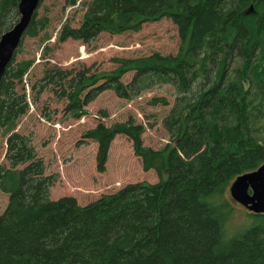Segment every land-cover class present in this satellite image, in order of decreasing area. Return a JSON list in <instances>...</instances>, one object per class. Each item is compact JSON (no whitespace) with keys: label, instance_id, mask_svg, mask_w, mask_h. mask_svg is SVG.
<instances>
[{"label":"trees","instance_id":"1","mask_svg":"<svg viewBox=\"0 0 264 264\" xmlns=\"http://www.w3.org/2000/svg\"><path fill=\"white\" fill-rule=\"evenodd\" d=\"M19 3L0 0V38L19 21ZM251 8L255 13L245 15ZM37 12L24 38L47 28ZM162 18L177 27L176 55L122 60L102 83L88 72L69 79L55 69L45 76L51 84L68 80L62 96L74 119L106 90L133 99L163 86L175 89L163 120L170 143L160 151L144 146V128L133 119L86 133L98 144L99 172L112 141L123 135L143 170L158 178L86 206L71 197L50 200L56 178L45 175L32 140L16 132L29 110L21 86L32 67L17 62L18 48L0 83V138L8 163L0 166V193L8 197L0 215V264H264V215L249 212L248 228L227 233L234 212L230 186L264 164V0H91L81 26L64 25L58 41L86 44L102 33L139 32ZM128 73L132 78L124 83ZM148 104L170 106L166 97Z\"/></svg>","mask_w":264,"mask_h":264},{"label":"rangeland","instance_id":"2","mask_svg":"<svg viewBox=\"0 0 264 264\" xmlns=\"http://www.w3.org/2000/svg\"><path fill=\"white\" fill-rule=\"evenodd\" d=\"M90 1L80 0L75 7H67L65 0H43L37 19H47L49 24L38 37L24 38L16 57L17 62H32L21 86L27 95L29 110L20 119L16 132L32 140L38 157L44 162L45 175L56 178L50 188V200L71 197L81 206L115 194L130 184L158 182L154 171L143 170L132 142L123 135H117L112 141L105 170L99 172L98 144L85 135L99 125L110 128L133 119L144 128V146L155 151L162 150L170 143L163 120L174 104L175 89L163 86L133 99H123L114 91L106 90L84 106L83 114L74 119L66 113L69 102L62 96L68 80L62 85L51 84L44 80L46 74L59 69L69 74L70 79L80 72H88L89 76L96 75L102 83L103 74L112 75L121 66L122 60H140L154 54L176 55L181 47L177 27L168 18L149 21L139 32L119 35L102 33L86 44L72 39L59 42L64 25L72 28L81 26ZM254 13V8H251L245 15ZM132 75L126 74L122 81L129 83ZM157 97H166L170 106H150L149 101ZM261 135L264 139V123ZM0 146V166L7 165L5 138H0ZM228 197L234 212L227 233L233 236L248 228L251 219L249 211L233 201L229 192ZM7 204V195L0 193V215Z\"/></svg>","mask_w":264,"mask_h":264},{"label":"water","instance_id":"3","mask_svg":"<svg viewBox=\"0 0 264 264\" xmlns=\"http://www.w3.org/2000/svg\"><path fill=\"white\" fill-rule=\"evenodd\" d=\"M42 0H20L19 21L0 38V83L12 62ZM233 201L256 215H264V164L235 179L229 189Z\"/></svg>","mask_w":264,"mask_h":264}]
</instances>
